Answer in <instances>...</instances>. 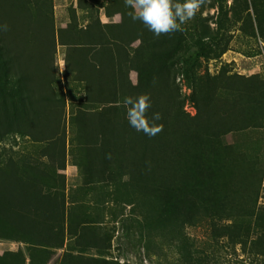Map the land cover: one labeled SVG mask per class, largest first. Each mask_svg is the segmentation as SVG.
Instances as JSON below:
<instances>
[{"label":"rangeland","instance_id":"obj_1","mask_svg":"<svg viewBox=\"0 0 264 264\" xmlns=\"http://www.w3.org/2000/svg\"><path fill=\"white\" fill-rule=\"evenodd\" d=\"M130 11L0 0V264H264V0Z\"/></svg>","mask_w":264,"mask_h":264},{"label":"clouds","instance_id":"obj_2","mask_svg":"<svg viewBox=\"0 0 264 264\" xmlns=\"http://www.w3.org/2000/svg\"><path fill=\"white\" fill-rule=\"evenodd\" d=\"M125 4L131 9V19L142 22L156 36L180 30L181 25L190 20L199 8V0H183L182 3L179 0H125ZM124 103L130 105L127 119L136 131H142L149 137L161 131L146 117L147 109L151 107L148 97H126ZM154 118L160 119L159 114H155Z\"/></svg>","mask_w":264,"mask_h":264},{"label":"trees","instance_id":"obj_3","mask_svg":"<svg viewBox=\"0 0 264 264\" xmlns=\"http://www.w3.org/2000/svg\"><path fill=\"white\" fill-rule=\"evenodd\" d=\"M0 62L4 63V53H3V46L0 45Z\"/></svg>","mask_w":264,"mask_h":264}]
</instances>
